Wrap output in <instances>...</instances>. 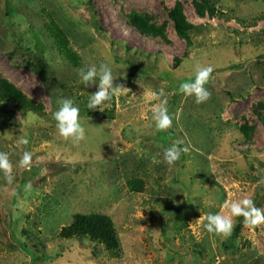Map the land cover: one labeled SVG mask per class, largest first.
<instances>
[{"label":"rangeland","instance_id":"374dc122","mask_svg":"<svg viewBox=\"0 0 264 264\" xmlns=\"http://www.w3.org/2000/svg\"><path fill=\"white\" fill-rule=\"evenodd\" d=\"M194 1L0 0V152L14 177L0 171V264H264V224L205 228L226 201L264 209V0H214L204 15ZM178 3L188 38L169 17ZM101 63L130 91L90 110L98 80L79 73ZM198 66L213 69L203 103L180 91ZM144 90L163 93L166 131ZM61 98L79 108L78 144L58 134ZM173 145L187 152L170 166ZM90 213L110 218L115 248L60 235Z\"/></svg>","mask_w":264,"mask_h":264},{"label":"clouds","instance_id":"9594fccd","mask_svg":"<svg viewBox=\"0 0 264 264\" xmlns=\"http://www.w3.org/2000/svg\"><path fill=\"white\" fill-rule=\"evenodd\" d=\"M213 69L208 67H197L196 77L194 82L182 83L180 91L186 96H194L196 103H203L210 99L211 93L205 88L209 82ZM80 77L86 87L97 85L98 90L90 95L87 107L90 110H96L99 107L100 111H104V104L110 101L114 95L126 93L130 91L124 84L114 86L112 69L109 65L101 63L99 68L96 65H91L85 72L80 70ZM163 93H155L145 91L143 96L146 101L159 100L153 108L152 120L155 123L157 131H166L172 125V117L168 113L166 102L161 99ZM59 109L53 114V119L56 121L58 134L65 140H71L78 144L85 139V128L80 123L79 108L73 105V101L67 98L58 100ZM21 145H27L28 139L21 136L18 140ZM187 152V148L181 149L173 145L164 151V161L168 165H173L179 160L181 152ZM32 165V154L28 151L23 153L22 159L19 161V166L30 170ZM0 171H3L5 179L11 183L13 180V165L9 159V154L0 152ZM30 187V185H29ZM228 210L227 215L208 214L206 230L209 233L220 235L224 238L231 236L234 229V218L243 216L245 224L252 227H257L264 224V209L257 208L250 198L241 200L226 201L224 206Z\"/></svg>","mask_w":264,"mask_h":264},{"label":"trees","instance_id":"16d2710c","mask_svg":"<svg viewBox=\"0 0 264 264\" xmlns=\"http://www.w3.org/2000/svg\"><path fill=\"white\" fill-rule=\"evenodd\" d=\"M213 1L214 0H195V10L199 15H204L206 10L212 12L210 6ZM169 17L173 21L178 33L184 38H188L187 31L189 29V24L185 21L179 3L169 11ZM56 39L59 41L58 38ZM58 43L60 44V41ZM1 100L5 99L1 97ZM3 106H5V104H3ZM261 118L264 125V116ZM24 184L25 181H22L21 187H23ZM60 235L63 237L76 236L80 239L88 237L94 243H102L109 249L117 246L116 233L110 218L100 214H77L69 225L62 228Z\"/></svg>","mask_w":264,"mask_h":264}]
</instances>
